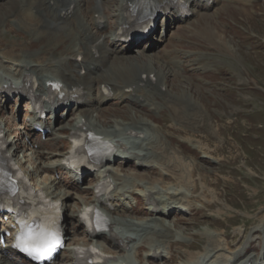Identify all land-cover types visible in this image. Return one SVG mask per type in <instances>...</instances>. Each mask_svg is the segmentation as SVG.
Segmentation results:
<instances>
[{
  "label": "bare ground",
  "instance_id": "bare-ground-1",
  "mask_svg": "<svg viewBox=\"0 0 264 264\" xmlns=\"http://www.w3.org/2000/svg\"><path fill=\"white\" fill-rule=\"evenodd\" d=\"M122 1L116 0L115 6L110 8L109 5H113L110 0H94L85 11V15L82 11H84L86 0H11L7 4L5 3L4 9L0 13V29L6 27L8 21L19 28H26L30 34L29 39L18 45H27V42L38 41L43 36L46 37L50 32H55L57 35L55 39L56 45L50 47L41 56L16 53L14 45L17 42L10 39L9 44H12L13 47L9 50H0V67H4L8 71V73L5 72L0 75V94L7 91L8 88H4L5 84L19 92H24L23 84L28 75L35 77L37 92L39 93L46 92L47 80L51 78L59 79L67 87L81 88V105L74 103L70 109V114L75 115L74 121L67 126L64 124L55 126L51 122L46 124L52 128L51 134L54 139L61 137L60 130L66 128L65 140L68 143V148L65 153L40 151L39 149H32V152L36 156L42 153H45L47 157L52 156L53 160L48 159L46 163H42L39 167L55 169L63 167L62 161L65 155L70 153L71 138L74 131L84 128L93 129L103 139L109 138L117 148L116 153L125 155L120 160L124 164H122L123 166L118 164L114 168L113 164L117 163V160L109 161L108 159L98 170L97 180L93 182L92 189L99 179L109 176L121 188L118 192H112L109 196H96L91 200V203H95L106 212L110 227L107 231L93 236H89L87 231L83 230L89 238L88 242L94 241L101 248H103V243H108L118 249L117 255L112 254L110 256L111 264H139L137 260L129 261V257L125 253V245H129L136 238L143 239L149 236L150 241L155 240L157 242L148 243L149 245H147L149 251L146 254L144 264H150V259L159 256L163 258L165 256L164 252H170L172 242L179 240L176 239V232L174 233L175 229L173 228H175V225L169 222L167 217L175 212L178 202H182L188 207L191 204L189 199L191 196L185 194V191L180 189V187L183 186L184 188L185 184L194 186L193 181H189V173L192 174L194 171V160L193 162L186 160L184 155H180L178 151H172L167 145L158 143L155 137L150 140L146 133L142 138V142L126 147L116 137V134L120 135L118 131L139 133L141 130L144 131L145 128H150L151 125L147 117L137 114L133 108H131L132 112L125 120L116 119L109 123H103L98 115L99 104L109 97V94L104 93L102 88L110 84L114 90L112 96L116 98L118 103L129 107L147 103L153 112H158L167 103L174 109L176 114L174 120L178 122H187L193 125L199 124V121L204 116V111L202 103L194 98L192 92L188 89H182L179 93H172L168 89L163 91L159 87H152L151 89H154L152 94L156 95L159 93L164 104L159 101H152L151 103L142 91H137L136 86L139 83L140 85L145 84L141 77L142 72H155L160 76L158 83L162 84L166 82L167 70L155 63V61H159V58L155 57L151 52L144 53L145 58L142 56H139L140 58H130L126 54H116L112 51L110 40L103 30L108 28L109 14L107 10L114 11L112 12L115 16V27L121 22L124 10L123 5H121ZM90 13L91 17L89 19ZM100 24H103V27L100 28ZM112 31L113 28L109 32V37L113 34L111 33ZM92 48L98 49L99 56H95ZM122 57H125V65L119 62V58ZM14 76L17 80H15V85H11L13 83L12 77ZM26 104L28 102L24 103V105ZM31 118L35 119V114H31ZM156 145L158 146L157 148ZM168 156H170V159L172 157L175 158L174 162L171 163ZM129 160H131L130 164H134L137 169L130 172L124 170V166L126 164L129 165ZM187 165L191 167L190 170H188L189 167ZM158 166L161 167L158 178L151 179L148 173L138 171L150 168L153 172L154 169L159 168ZM123 173L126 174V177L121 176ZM169 174L174 175L175 179H177L176 188L173 191L170 190L169 185L164 183V179ZM70 176L73 180L79 179L72 172ZM201 178H205L203 174ZM47 182V189L49 190H52L56 185L53 178H50ZM76 185L79 186L77 182ZM136 188L141 191L143 202H146V207L149 209L150 216L145 219H136L127 213L128 208H130L127 193L137 192ZM56 194V198L62 197L67 217L71 220L74 219L76 223L81 225L80 212L84 211L85 201L82 200L79 209L74 212L71 209L68 210L67 204V198L71 196V193L62 190ZM52 195L54 194L52 193ZM155 206L157 209L153 212ZM118 224L124 225L128 230L132 229L134 235L131 236V234L115 228ZM257 229L264 233V221L254 227L253 232ZM203 235H206L208 239V246L205 247V251H202L201 254H197V251H189L190 256L186 264H196L195 261L190 260L199 261L201 259L200 256L207 264H258V255L255 256L249 253L241 258L240 254L244 248L235 250L233 255L218 252L230 247L227 241L223 245L221 243L222 237L218 234L207 233ZM134 241L132 243L135 245ZM164 241L168 243L166 251L161 245ZM75 244L79 243H74L70 247L69 255L71 259L67 264H73L72 257L76 252ZM141 246V244L137 246L138 250ZM138 250L135 251L136 255ZM262 251H264V246ZM217 252L220 253V256L219 254L216 255Z\"/></svg>",
  "mask_w": 264,
  "mask_h": 264
},
{
  "label": "rangeland",
  "instance_id": "rangeland-1",
  "mask_svg": "<svg viewBox=\"0 0 264 264\" xmlns=\"http://www.w3.org/2000/svg\"><path fill=\"white\" fill-rule=\"evenodd\" d=\"M10 1L11 0H0V13L3 11L5 5ZM85 4H87V0ZM239 7L241 6H236L229 10H226V9L223 10L224 20L225 21L230 20L229 23H232V21L234 22L246 21L244 24L247 27L251 28L258 34H260L261 38H264V1L261 4L254 6L253 9L250 6H242V7L248 8V10L250 11L249 14H247L243 8H239ZM86 10L87 9L84 8V11ZM109 13L110 12L108 11V14ZM111 14L113 15L112 11H111ZM90 17H91V13L89 14L88 18L90 19ZM244 17L246 19H244ZM10 23L11 22L7 21L6 27H4L3 29H0V32H1L0 33V50L2 51L9 50L11 47H13L12 44H9L11 40H16V42L18 43V42L24 41L25 39H28V34L25 30H20V28ZM11 25L14 27H12ZM217 27L220 28L221 26L217 24ZM52 39L51 40L43 39L40 42H38L36 45H33L31 47L25 48V46H19L16 49L14 48V50L17 53H20V52H25L28 54L38 53L44 50L45 48H48L49 46H51L53 42ZM243 43L247 44L248 46H251L250 50H248L249 48L247 49L246 51L247 53L246 52L243 53L244 62L246 64L245 63L239 64V63H236L230 60H229V63L225 62L221 64L222 71L219 70L221 77H216L217 80L212 79V77H207V78H210L212 82H214L215 86L206 87L196 80L195 84L192 83L190 87L191 89H189V86L182 87V88L180 86L182 84L187 86L188 82L181 81V80L175 81L173 90L175 91L180 90L179 92H181L182 89L190 90L194 98L199 97L204 102L206 109L210 113V117L206 116L205 119L203 120V123H201L200 125L196 124L194 126L193 124L189 125L190 123L184 124L182 126L183 127L182 130L176 131L173 133L176 140H179L181 137H184V138L190 137V138H194L195 140H199L202 144L201 146L203 147L201 149L202 152L198 149H194V150L196 151L197 156H198L197 158L195 157L198 160V163H197L198 170L202 171L199 175V178L203 182V185L201 184L200 180L197 179V187H196L195 180L191 179L189 176V175H192L193 173L192 174L189 173L188 175L189 181L192 180L194 183V186L193 185H192L193 187L191 185L187 186L185 184L184 188L186 187L185 189L187 190L195 189L193 191L195 195L201 191L199 196H197L196 198L199 199V201L197 202L198 204L202 206L203 212L196 213V215H192L190 217H185L183 216V214H176V218L174 219H171L172 214L169 217H167V220L169 222H172L175 225V228L179 227L178 229H180V231L181 230L183 231V232L181 231V233L185 234L184 237L186 238L187 247H193L192 243H194L195 244L194 247L197 246L198 248L197 250H203L205 249V247L208 246V239L206 235H203V234H205L206 232L208 234L210 233L212 234L216 232L217 234L222 235L221 233L222 225L221 224L217 225L216 223L218 222L224 223L226 227V232L223 231V234L225 236L224 238L226 239L222 238L221 243H223L224 245L225 241H227L230 247L227 248L226 250H221L218 252L222 254L227 253L229 255H233V252H235V250L244 248L242 250V253L240 254L241 258L247 249V246H244V245L248 243L249 238H252L250 241L253 240L252 241L253 243L256 240L255 238L259 237V243L261 247H262L261 244L264 243L263 234L260 233L258 235V233L260 232V229H257L256 231L253 232L254 227H256L258 224L264 221V40L249 39V40H244ZM206 45H207V48H209V50L212 52L213 58H216L217 52L218 50H220V47L219 46L211 47L208 43H206ZM126 55H128L130 58H133V57L140 58L139 56H142L143 58L146 57L144 56V53L142 55H137L135 53H130L129 55L126 53ZM124 59L125 57L119 58V62L123 65H125V62H126V60ZM218 60L222 61L223 58H216L213 61H218ZM155 63L157 65L161 64V66L160 65L158 66L162 67L164 70H167V76H168L169 70L165 66H163V63H161L160 61H155ZM239 74L243 76H239ZM171 80H173V78H170V81ZM8 98L10 100H8ZM196 99L198 100V98ZM23 103H24V100L21 101L18 99H14L13 95L11 96H8L6 94L0 95V112L2 111L1 116L3 115V118L5 117L9 122L7 125L8 129H11L13 124L17 126V121L22 124L23 122L22 111L23 113L25 111L24 109L25 106L24 105L22 106ZM117 104L123 107L126 106L125 104H121L118 102ZM100 106H101V103L99 104V108ZM129 108L131 109L133 108V106ZM117 110L127 112V114H122L123 112L121 114L112 113V114H109L107 118L118 116V118L116 119L125 120L128 117V115L132 112V109L129 110L126 108H120ZM133 110L137 114H142L138 112L135 108H133ZM18 111H21V115L19 116L16 115ZM118 111H115V112H118ZM203 111L205 112L204 109ZM98 115H99V118L102 115L100 110H99ZM164 115H166L169 119H171L174 116V113L170 108H166ZM236 117L237 119L235 120ZM230 118L234 119L235 121L232 122ZM116 119H113V120H116ZM100 120L103 123H109L113 121V120H104L103 118H100ZM4 121L5 120L3 119L2 123H4ZM151 121L154 122L152 119H148V122L150 123V125H151ZM210 123H212L214 127L216 128L215 132H213L214 131L213 129H210ZM162 126L165 127L166 124L162 123ZM9 133H12V132H9ZM11 137L12 135H9V139ZM59 138L66 139L65 134L61 135V137ZM49 139L53 142H55L56 140L53 137ZM156 141L160 143L161 145L165 144L167 146L169 143L168 141L166 143L164 140L160 138H156ZM160 144H157V145H160ZM157 145H156V148L158 147ZM172 146L180 150L178 148V145H176L175 143L172 144ZM57 148L61 150L65 149V147L62 146V143L60 146H57ZM168 148L170 149L171 147L168 146ZM32 149H31V152H32ZM171 150L173 151L176 149L171 148ZM40 151H44V150H40ZM206 151L209 153L208 155ZM24 152H25V160H27L25 162V167L28 168L29 166L32 167L33 165H36L34 163V159L29 155V150L23 151V154ZM59 152L65 153V151H59ZM203 154H205L206 157H204ZM180 155H184V154H180ZM36 157L46 158L47 155H45V153H42L41 155L36 156ZM169 157L170 156H168V159H170ZM184 157L186 158L185 155ZM49 159L53 160V157H50ZM41 160L44 161L45 159H41ZM170 160L172 163L174 162L175 158L172 157ZM188 161L193 162V160H188ZM130 163L129 165H131ZM40 165H42L41 162H40ZM40 165H37L39 170H43L41 171L40 176H43L44 178H46L49 174H54V172L52 171L44 170V169H48L47 167L41 166L42 168H40L39 167ZM127 166L128 164L124 166L125 171H129V172L133 171V170H129ZM193 166L195 170L196 169L195 160H194ZM158 167L160 169L159 168L154 169L153 172L150 170V168L140 169L138 171L148 173V176L151 179L158 178L160 176L159 174L161 170V167L160 166ZM187 167H189L188 170H190L191 167L189 165H187ZM198 170H196L195 176L199 174ZM202 174L205 177L203 178L204 180L201 178ZM121 176L126 177V174L123 173ZM50 178H53L56 184L58 183L55 177L51 176ZM170 179H172L173 184L169 185V187H170V190L173 191L176 188L175 185L177 183V179H175L174 175L169 174L164 179V183L167 184L168 182L166 181ZM90 182H91V177L89 176L87 178V184H89ZM74 185L76 186V183H74ZM205 186H207L208 190L212 194H214L215 196L214 200L210 198L211 193L208 192ZM181 187L183 188V186ZM181 187L180 189H182ZM69 189L75 192L77 198H74L75 195L73 192L67 189H63L71 193V196L67 198L68 210L71 209L75 212L77 209H79V205L82 199L85 198L84 199L85 201V200H89L92 197L90 190H81V189H75V188H70V187ZM136 190L137 192H141L138 188H136ZM73 198L75 199V201ZM189 199L191 202L190 204L191 206L192 201L194 200V196L189 197ZM78 200H81V201H78ZM200 201L204 204L205 202H207V204L210 206L213 205V201H215L216 203L212 207H208L202 204ZM128 203L130 205V208H128V212H127L128 215L136 219H145L148 216H150L148 207L146 206L134 207L133 202L131 203V200H129V198H128ZM64 212H65L64 213L65 220L66 222H68L69 218L66 215V210ZM137 214L145 215V217L143 218L137 217L136 216ZM208 219L210 221H214L210 224L213 227L212 229L208 228V225H207ZM72 220L73 221H71L72 222L71 224H73L74 222L76 225H78V223H76L74 219ZM239 228H241L242 230L241 229L239 230ZM68 230L70 229L68 228ZM72 231H73L72 238L81 237L82 239L80 241H83V240L86 242L89 241V238L88 236H86L85 231H83L85 239L82 237V231H80L78 227H75ZM64 232H68V231H64ZM175 232L176 230H174V233ZM177 232L181 234L179 231ZM147 237L141 239L140 241H134L136 245L135 251L138 250L137 246L141 244L142 246L140 249L145 248L147 249L146 254L148 253L149 247L147 245H149L148 244L149 241L147 243L146 240L149 239V236ZM176 241L177 240L173 241L172 244ZM165 242L166 241H164L163 243ZM188 242H192V243H188ZM73 243H80L79 239H77ZM163 243L161 245L166 250L168 248L167 247L168 243L166 242L167 246L163 245ZM238 244L239 245L242 244V245L239 246ZM234 245H236L237 247L239 246V247L238 248L236 246L232 247ZM107 246L115 248L114 245H110L108 243H103L102 247L105 248ZM231 247L236 248V249L231 250ZM176 248L179 250V253L176 252L173 256L172 255V245H171V249L169 250L170 251L169 253L164 252L163 254L165 256H163V258H160L159 256L157 258L150 259V264H181L183 263L186 259V257L184 256L185 253L183 252L186 250V248L181 247V246H176ZM258 251L259 249L249 251V252L257 253ZM193 252H196V251H193ZM218 252L216 253V255L219 254L220 256V253ZM62 255H63V258H60L57 264L58 263L62 264L60 262L63 261L65 253ZM127 255L129 257V261L136 260L135 258L130 257L131 254L127 253ZM134 255L138 259L136 252ZM246 255L247 254H245V256ZM253 255L256 256V254H253ZM189 256H190L189 252H187V259L189 258ZM167 257L170 260L168 259L167 261L166 259ZM171 258H172V262H171ZM145 260H146V257H145ZM68 262L70 261H66L65 264H67ZM139 264H144V263L139 262Z\"/></svg>",
  "mask_w": 264,
  "mask_h": 264
},
{
  "label": "snow or ice",
  "instance_id": "snow-or-ice-1",
  "mask_svg": "<svg viewBox=\"0 0 264 264\" xmlns=\"http://www.w3.org/2000/svg\"><path fill=\"white\" fill-rule=\"evenodd\" d=\"M60 245L61 240L55 232L38 227L36 230H30L23 239L18 236L15 246L35 261L43 262L50 259L52 253Z\"/></svg>",
  "mask_w": 264,
  "mask_h": 264
}]
</instances>
